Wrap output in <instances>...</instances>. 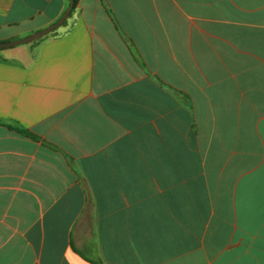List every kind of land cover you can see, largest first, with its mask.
I'll return each mask as SVG.
<instances>
[{
	"label": "crops",
	"instance_id": "obj_1",
	"mask_svg": "<svg viewBox=\"0 0 264 264\" xmlns=\"http://www.w3.org/2000/svg\"><path fill=\"white\" fill-rule=\"evenodd\" d=\"M69 5L0 0V42ZM0 264H264V0H80L0 49Z\"/></svg>",
	"mask_w": 264,
	"mask_h": 264
},
{
	"label": "water",
	"instance_id": "obj_2",
	"mask_svg": "<svg viewBox=\"0 0 264 264\" xmlns=\"http://www.w3.org/2000/svg\"><path fill=\"white\" fill-rule=\"evenodd\" d=\"M75 7V0H70V5L67 8L66 12L64 15L58 20L56 23L52 24L48 28L41 30L35 34H32L31 36H28L26 38H22L19 40L15 41H10V42H0V49H7V48H12L16 47L19 45H26L35 42L36 40H39L40 38L50 34L51 32L55 31L59 27H61L66 20L68 19L70 13L72 12L73 8Z\"/></svg>",
	"mask_w": 264,
	"mask_h": 264
},
{
	"label": "trees",
	"instance_id": "obj_3",
	"mask_svg": "<svg viewBox=\"0 0 264 264\" xmlns=\"http://www.w3.org/2000/svg\"><path fill=\"white\" fill-rule=\"evenodd\" d=\"M79 1L80 0H75V6L78 4ZM23 133L28 134L27 132H23Z\"/></svg>",
	"mask_w": 264,
	"mask_h": 264
}]
</instances>
